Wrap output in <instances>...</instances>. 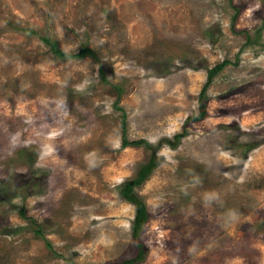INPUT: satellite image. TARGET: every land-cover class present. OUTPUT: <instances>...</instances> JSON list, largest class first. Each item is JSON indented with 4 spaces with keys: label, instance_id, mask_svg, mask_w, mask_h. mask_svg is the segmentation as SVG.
Here are the masks:
<instances>
[{
    "label": "rangeland",
    "instance_id": "obj_1",
    "mask_svg": "<svg viewBox=\"0 0 264 264\" xmlns=\"http://www.w3.org/2000/svg\"><path fill=\"white\" fill-rule=\"evenodd\" d=\"M152 160L134 264H264V0H0V264L134 260Z\"/></svg>",
    "mask_w": 264,
    "mask_h": 264
},
{
    "label": "trees",
    "instance_id": "obj_2",
    "mask_svg": "<svg viewBox=\"0 0 264 264\" xmlns=\"http://www.w3.org/2000/svg\"><path fill=\"white\" fill-rule=\"evenodd\" d=\"M44 42L50 47V49L52 50V52L55 55H64L62 52H60L58 49H56L55 45L53 43H51L49 40H44ZM78 54H80V55L92 54V51L85 48V47H82V49L79 51ZM203 117H204V113H202L200 115L199 119H201ZM123 144L128 145V142H126L124 140ZM132 144L133 145H140V144L147 145V142L140 140V141L134 142ZM248 147L250 148V146H247V148ZM155 166H156V162L154 160L150 161L147 165L142 167L140 173L138 174L137 178L134 181H127V182L123 183L121 188H120L121 196L125 200H127L128 202H131L132 204H134V206H135V216H134V219L132 221L131 229H132V237H133L134 241L136 242L138 254L136 255V258L134 260H128V261H124L122 263H112V264H134L137 261H140L141 259H143L145 256L146 249H145L143 243L141 242L140 232L142 231V228H143L144 224L146 223L148 216H147L146 207L143 204V202H141L136 196L133 195V188L135 186L141 184L143 182V180L149 175V173H151V171L155 168Z\"/></svg>",
    "mask_w": 264,
    "mask_h": 264
}]
</instances>
